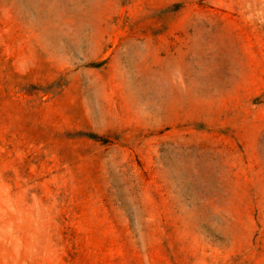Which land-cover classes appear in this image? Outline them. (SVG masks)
I'll list each match as a JSON object with an SVG mask.
<instances>
[{
	"label": "rangeland",
	"instance_id": "374dc122",
	"mask_svg": "<svg viewBox=\"0 0 264 264\" xmlns=\"http://www.w3.org/2000/svg\"><path fill=\"white\" fill-rule=\"evenodd\" d=\"M0 264H264V0H0Z\"/></svg>",
	"mask_w": 264,
	"mask_h": 264
},
{
	"label": "trees",
	"instance_id": "16d2710c",
	"mask_svg": "<svg viewBox=\"0 0 264 264\" xmlns=\"http://www.w3.org/2000/svg\"><path fill=\"white\" fill-rule=\"evenodd\" d=\"M4 93H7V92H0V95L4 94ZM1 97V96H0Z\"/></svg>",
	"mask_w": 264,
	"mask_h": 264
}]
</instances>
